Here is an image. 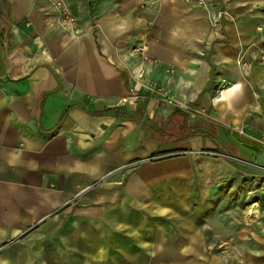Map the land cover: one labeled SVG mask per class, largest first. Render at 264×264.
Segmentation results:
<instances>
[{
    "label": "crops",
    "instance_id": "crops-1",
    "mask_svg": "<svg viewBox=\"0 0 264 264\" xmlns=\"http://www.w3.org/2000/svg\"><path fill=\"white\" fill-rule=\"evenodd\" d=\"M206 1L0 0V264L210 259L192 159H149L264 163V0Z\"/></svg>",
    "mask_w": 264,
    "mask_h": 264
},
{
    "label": "rangeland",
    "instance_id": "rangeland-1",
    "mask_svg": "<svg viewBox=\"0 0 264 264\" xmlns=\"http://www.w3.org/2000/svg\"><path fill=\"white\" fill-rule=\"evenodd\" d=\"M193 150L166 151L149 159H192L191 215L210 258L202 263L217 264L215 258L223 257V263L234 258L243 264L247 255L261 254L264 246V163L243 164L230 153L202 152L198 144Z\"/></svg>",
    "mask_w": 264,
    "mask_h": 264
},
{
    "label": "built area",
    "instance_id": "built-area-1",
    "mask_svg": "<svg viewBox=\"0 0 264 264\" xmlns=\"http://www.w3.org/2000/svg\"><path fill=\"white\" fill-rule=\"evenodd\" d=\"M149 0H142V2L145 4V3H148ZM155 1V0H153ZM184 2H187V3H193L199 7H202V8H208L209 6V3L208 1L206 0H182ZM58 6L59 7H62V4L61 3H58ZM65 19L66 21H68L69 23L71 24H74L75 21L74 19L72 18V16H70L69 14H65ZM224 16V13H219V19H222ZM137 51L140 53V55L142 56V58L145 60V61H150V57L147 53V50H146V47L143 45V46H140L139 48H137ZM261 61L264 62V53L262 54L261 56ZM148 90L151 92V93H154L158 96H160L163 100L166 101V103L170 104V105H174L175 102L170 99L169 97V94L161 87L157 86V85H154V86H150L148 88ZM130 99H135V100H139L141 99V96L139 95V91L135 88V87H131L129 89V92H128V96L126 98H123L122 100H120L119 102V105H122L124 106L125 104H127L129 102Z\"/></svg>",
    "mask_w": 264,
    "mask_h": 264
}]
</instances>
